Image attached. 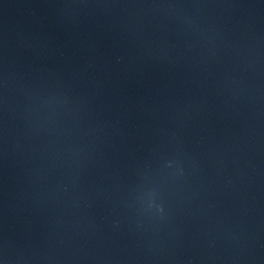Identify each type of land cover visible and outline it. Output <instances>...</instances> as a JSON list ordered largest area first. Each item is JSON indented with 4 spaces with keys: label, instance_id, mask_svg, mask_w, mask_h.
<instances>
[{
    "label": "water",
    "instance_id": "95a60500",
    "mask_svg": "<svg viewBox=\"0 0 264 264\" xmlns=\"http://www.w3.org/2000/svg\"><path fill=\"white\" fill-rule=\"evenodd\" d=\"M0 264H264V0H0Z\"/></svg>",
    "mask_w": 264,
    "mask_h": 264
}]
</instances>
